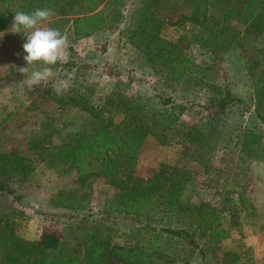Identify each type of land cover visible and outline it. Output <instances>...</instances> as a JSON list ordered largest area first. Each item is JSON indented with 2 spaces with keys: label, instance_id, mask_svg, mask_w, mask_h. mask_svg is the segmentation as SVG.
Instances as JSON below:
<instances>
[{
  "label": "rangeland",
  "instance_id": "374dc122",
  "mask_svg": "<svg viewBox=\"0 0 264 264\" xmlns=\"http://www.w3.org/2000/svg\"><path fill=\"white\" fill-rule=\"evenodd\" d=\"M105 1L119 11L118 20L112 28L89 37H74L70 15H54L50 22H45V26L59 29L68 41L67 62L62 59L52 66L57 73L55 79L67 80L72 86L79 83L85 91L88 89L89 100L98 105L115 89L141 95L148 110L160 107L161 100L167 97L185 104L187 109L180 119L160 137H146L136 174L148 177L160 163L188 167L193 179L183 190L179 209L200 201L213 204L221 210L222 225L230 235L220 241L215 251L199 234L194 238L197 248L192 254L194 247L182 242L184 249L178 252L175 264H228L232 262L224 254L228 252L236 255L234 264H264V121L257 113L254 99L257 90H264V31L256 34L244 27L240 37L214 57L195 38L196 27L173 23L183 10L184 0H159V12L170 14L160 36L174 40L185 34L190 40L186 54L200 66L197 73L167 83V67L150 64L128 41L129 30L138 25L148 8L156 7L153 0ZM242 1L210 0V12L221 15L234 7H257L264 3ZM9 8L10 5L0 3L1 12L7 13ZM10 25L0 31V151L22 150L31 158L33 171L25 178L11 179V192L0 193V218L6 215L14 220L16 232L25 238L37 239L44 231H52L65 246L75 249L84 232L80 226L83 214L101 216L105 198L112 197L115 189L103 177L94 179L88 189L89 211L76 213L51 204V197L59 189L75 188V170L70 162L52 163L43 150L30 151L27 142L37 138L45 124L50 123L53 130L48 142L58 144L70 133L89 128L94 121L76 107L59 106L68 90L56 94L52 90L54 80L34 89L26 87V76L20 72L26 66L22 48L25 38L12 33ZM43 66L37 62L28 67L31 71ZM223 87H228L241 101L213 115L207 107L216 99L217 89ZM193 124L205 133L212 131L210 150H197V143L188 140L186 131ZM244 130L262 133L263 146L244 147ZM129 218L121 214L106 219L105 226L110 227L106 231L119 244L130 240L135 226ZM3 252L0 239V258Z\"/></svg>",
  "mask_w": 264,
  "mask_h": 264
},
{
  "label": "trees",
  "instance_id": "16d2710c",
  "mask_svg": "<svg viewBox=\"0 0 264 264\" xmlns=\"http://www.w3.org/2000/svg\"><path fill=\"white\" fill-rule=\"evenodd\" d=\"M153 2L156 7H147L138 25L129 30V43L153 66L158 63L167 67L164 78L167 83L197 73L200 66L186 54L190 44L187 36L180 34L174 40L160 36L163 24L170 21V14L162 15L157 6L159 0ZM0 3L10 5L7 13L0 11V31L12 23L17 10L52 8L55 15H70L76 39L112 28L119 17V11L111 9L105 0H0ZM173 23L196 27L195 38L208 53L217 57L240 37L244 27L256 34L264 31V3L257 7H234L214 15L210 12V0H184L183 10ZM87 91L75 83L59 100V106L70 105L89 114L94 121L89 128L83 127L60 143L50 144L53 130L50 123L45 124L37 138L27 142V149L36 153L43 150L52 163L70 162L75 170V188L54 193L50 199L54 207L76 213L89 211L88 189L100 177L115 189L114 195L105 198L101 216L92 212L83 214L80 226L84 232L75 249L65 246L52 231H44L37 239L25 238L16 232L14 220L4 215L0 218L4 248L0 264H175L178 252L184 249L182 242L191 244L194 248L189 251L194 253L197 248L194 238L198 234L215 251L220 241L230 235L222 225L221 210L207 201L179 209L183 190L193 179L191 169L160 163L148 177L136 174L146 137H160L180 119L186 105L167 97L161 100L160 107L148 110L141 95L126 94L121 89L110 92L98 105L89 100ZM216 95L207 107L213 115L241 101L228 87L218 88ZM254 99L257 113L264 121V90H257ZM186 136L191 143H197V150L205 147L210 150L208 144L214 137L212 131L205 133L194 124ZM241 137L246 148L263 146L262 133L244 130ZM32 171L31 158L22 150L0 151V193L11 192L9 181L25 178ZM121 214L129 216L135 226L130 240L123 244L115 242L106 231L110 227L105 226L111 215ZM224 254L232 261L228 264L235 263V254Z\"/></svg>",
  "mask_w": 264,
  "mask_h": 264
},
{
  "label": "clouds",
  "instance_id": "9594fccd",
  "mask_svg": "<svg viewBox=\"0 0 264 264\" xmlns=\"http://www.w3.org/2000/svg\"><path fill=\"white\" fill-rule=\"evenodd\" d=\"M54 15L55 10L52 8H36L31 12L17 10L10 28L12 33L23 34L25 38L22 48L26 53L23 56L26 66L21 67L20 72L26 76V87L34 89L41 83L47 84L54 80L52 90L59 95L72 85L67 80L55 79L57 73L52 66L62 59L67 62L68 41L59 29L45 26V22H50ZM37 62L44 66L30 71L28 66Z\"/></svg>",
  "mask_w": 264,
  "mask_h": 264
}]
</instances>
